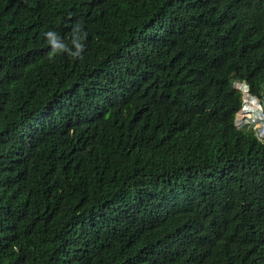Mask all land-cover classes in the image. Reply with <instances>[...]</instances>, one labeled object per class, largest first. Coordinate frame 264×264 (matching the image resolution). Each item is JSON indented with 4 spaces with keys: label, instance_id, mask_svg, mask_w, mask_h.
Listing matches in <instances>:
<instances>
[{
    "label": "trees",
    "instance_id": "trees-1",
    "mask_svg": "<svg viewBox=\"0 0 264 264\" xmlns=\"http://www.w3.org/2000/svg\"><path fill=\"white\" fill-rule=\"evenodd\" d=\"M264 0H0V264H264Z\"/></svg>",
    "mask_w": 264,
    "mask_h": 264
},
{
    "label": "built area",
    "instance_id": "built-area-1",
    "mask_svg": "<svg viewBox=\"0 0 264 264\" xmlns=\"http://www.w3.org/2000/svg\"><path fill=\"white\" fill-rule=\"evenodd\" d=\"M237 127L251 129L264 143V97L259 98L248 93L244 96V106L237 116Z\"/></svg>",
    "mask_w": 264,
    "mask_h": 264
},
{
    "label": "clouds",
    "instance_id": "clouds-1",
    "mask_svg": "<svg viewBox=\"0 0 264 264\" xmlns=\"http://www.w3.org/2000/svg\"><path fill=\"white\" fill-rule=\"evenodd\" d=\"M235 88H236L237 90H240V91L242 92V95H243V96H242V99H243V106H244V96H245L246 93L258 97L257 95H254V94L251 93V91H250V87L248 86L247 83H244V82H237V83H235ZM259 98H260V97H259ZM242 108H243V107H242ZM242 108H241V110H242ZM241 110L239 111V113L237 114V116L240 114ZM236 120H237V117H236ZM236 125H237V123H236ZM239 129H240V128H239Z\"/></svg>",
    "mask_w": 264,
    "mask_h": 264
}]
</instances>
